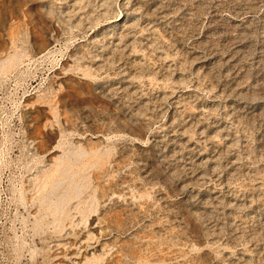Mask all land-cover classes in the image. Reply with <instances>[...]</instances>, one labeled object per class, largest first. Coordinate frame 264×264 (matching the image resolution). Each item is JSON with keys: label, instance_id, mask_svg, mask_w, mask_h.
I'll list each match as a JSON object with an SVG mask.
<instances>
[{"label": "rangeland", "instance_id": "1", "mask_svg": "<svg viewBox=\"0 0 264 264\" xmlns=\"http://www.w3.org/2000/svg\"><path fill=\"white\" fill-rule=\"evenodd\" d=\"M0 264H264V0H0Z\"/></svg>", "mask_w": 264, "mask_h": 264}]
</instances>
